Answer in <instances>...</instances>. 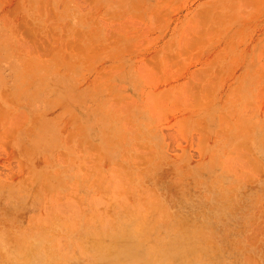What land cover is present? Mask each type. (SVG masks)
I'll use <instances>...</instances> for the list:
<instances>
[{
  "label": "rangeland",
  "instance_id": "obj_1",
  "mask_svg": "<svg viewBox=\"0 0 264 264\" xmlns=\"http://www.w3.org/2000/svg\"><path fill=\"white\" fill-rule=\"evenodd\" d=\"M127 221L264 264V0H0V264Z\"/></svg>",
  "mask_w": 264,
  "mask_h": 264
},
{
  "label": "bare ground",
  "instance_id": "obj_2",
  "mask_svg": "<svg viewBox=\"0 0 264 264\" xmlns=\"http://www.w3.org/2000/svg\"><path fill=\"white\" fill-rule=\"evenodd\" d=\"M150 230L145 223L120 222L102 237L87 236L83 252L68 264H198L194 260L202 258L197 254L200 246L193 243L195 232L186 230L184 235L166 239L164 235L154 238ZM216 255L212 253L211 258ZM43 261L39 257L34 264Z\"/></svg>",
  "mask_w": 264,
  "mask_h": 264
}]
</instances>
